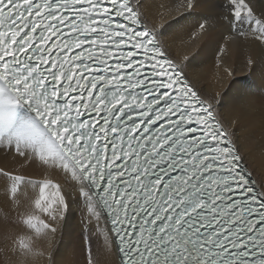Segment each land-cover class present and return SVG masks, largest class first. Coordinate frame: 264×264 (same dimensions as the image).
I'll list each match as a JSON object with an SVG mask.
<instances>
[{"label": "snow or ice", "instance_id": "snow-or-ice-1", "mask_svg": "<svg viewBox=\"0 0 264 264\" xmlns=\"http://www.w3.org/2000/svg\"><path fill=\"white\" fill-rule=\"evenodd\" d=\"M180 7L177 26L197 17L189 40L229 32L253 49L251 72L264 64V0ZM162 35L140 0H0V151L41 169L36 179L0 167L14 202L33 194L18 209L28 233L19 255L63 264L56 237L79 211L84 264H96L93 225L115 264H264V181L223 105L191 83ZM256 95L237 92V120L256 110ZM33 235L47 246L33 251Z\"/></svg>", "mask_w": 264, "mask_h": 264}, {"label": "bare ground", "instance_id": "bare-ground-1", "mask_svg": "<svg viewBox=\"0 0 264 264\" xmlns=\"http://www.w3.org/2000/svg\"><path fill=\"white\" fill-rule=\"evenodd\" d=\"M140 3L148 26L155 25L158 31L162 30L161 39L172 57L187 65L185 70L191 83L207 97L215 96L217 103L223 105L219 111L224 121L231 124L236 132L237 147L249 171L252 172L253 179L258 182L264 181V107H261L259 102V96L264 94V64H258L256 70L251 72L247 60L254 54L253 49L248 42L229 32H223L222 35L214 34L211 43L207 38L189 40L192 28L188 25L195 23L196 14L187 15L186 19L181 20V24L185 25L183 28L173 23L178 17L186 15L184 9L180 7L183 0H140ZM221 46L225 48V53L218 57L217 53ZM201 49L203 52L195 62L189 63L185 60L186 56L190 60L193 54ZM218 59L222 61L219 66ZM224 67L231 68L235 76L229 77L223 71ZM241 89H249L256 93L257 104L255 111L237 120L238 102L235 101V96ZM21 164H24L23 168ZM0 167L23 172L36 179L41 176L38 162L29 166L10 155L5 156L3 151H0ZM17 195L18 204L0 185V264H44L46 258H25L18 254L16 241L20 234H28L21 229L18 209L26 206L28 197L33 194L28 192ZM80 221L81 213L74 211L56 237L57 258L63 264H84L85 252L81 235L83 226ZM91 231V247L96 264H115L116 257L106 248L104 234L97 233L94 225ZM30 244L33 251L42 250L47 246V240L33 235Z\"/></svg>", "mask_w": 264, "mask_h": 264}]
</instances>
